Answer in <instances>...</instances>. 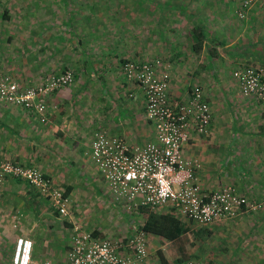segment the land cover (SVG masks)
<instances>
[{
    "label": "crops",
    "instance_id": "crops-1",
    "mask_svg": "<svg viewBox=\"0 0 264 264\" xmlns=\"http://www.w3.org/2000/svg\"><path fill=\"white\" fill-rule=\"evenodd\" d=\"M87 1L77 3L85 5ZM58 2L55 12L41 16L38 5L44 4L38 0L0 3V58L6 73L21 85L36 84L39 78L65 67H71L75 77L70 85L50 94L44 120L29 110L0 104V161L36 166L57 186L68 187L69 214L60 215L49 198L26 181L6 176L0 184V264H13L20 237L32 241L31 264H40L45 259H65L77 226L100 237L126 235L128 227H121L115 215L122 205L111 198L102 203L100 175L90 159L91 143L98 131L119 135L131 144L154 140L143 92L121 74L119 62L126 58L162 59L169 66L168 94L173 103L187 96L190 85H200L212 118L205 133L189 129L182 145L184 158L198 164L199 188L212 191L230 187L260 203L256 211L242 210L233 218L203 226L189 223L178 244L150 235L152 246L146 264L158 261V250L173 261L184 257L185 249L190 259V242L198 264H243L247 260L251 262L245 264H264L253 255L264 253V103L241 96L232 81L218 78L221 57L243 58L232 47L241 39L242 43L250 41L245 32L254 37L251 47L258 43L252 32V16L264 12V2L248 9L249 19L243 23L235 14L236 5L228 0H136L139 8L132 12L135 18L129 35L120 34L107 43L99 38L82 48L72 38L76 14L62 9H69L73 0ZM38 26L43 33L61 31L65 46L63 41L59 45L57 37L52 43L45 37L39 42L38 55ZM203 34L201 46L195 49L196 39ZM139 44H145L146 49ZM85 190L93 192L95 199L88 202ZM85 203L100 205L103 216L111 208L108 222L90 223ZM128 210L125 214L121 209L123 217L135 220L143 216L141 223L145 219L143 210ZM245 251L253 256L245 259L241 256Z\"/></svg>",
    "mask_w": 264,
    "mask_h": 264
},
{
    "label": "built area",
    "instance_id": "built-area-1",
    "mask_svg": "<svg viewBox=\"0 0 264 264\" xmlns=\"http://www.w3.org/2000/svg\"><path fill=\"white\" fill-rule=\"evenodd\" d=\"M3 0H0V3ZM242 18L262 0H229ZM159 62L132 61L122 63L125 79L137 84L145 96V116L154 127L155 141L131 144L118 135L105 131L94 134L90 159L105 182L114 201L132 203L171 212L199 226L233 218L242 210H256L260 203L250 201L233 188L202 191L198 186L196 161L185 159L182 145L189 129L205 133L212 113L204 91L198 87L179 103L168 94L169 73L159 70ZM244 96L264 103V72L257 65L239 67L233 73ZM71 70L50 75L40 84L21 85L6 73L0 58V104H8L37 113L41 120L47 112L48 93L69 85ZM6 176L28 181L61 215H67L68 198L52 180L33 166L11 162L0 163V184ZM72 236L65 259H45L40 264H139L146 255L142 236L126 239L100 237L88 230H77ZM32 241L20 237L16 241L13 264L32 263Z\"/></svg>",
    "mask_w": 264,
    "mask_h": 264
},
{
    "label": "rangeland",
    "instance_id": "rangeland-1",
    "mask_svg": "<svg viewBox=\"0 0 264 264\" xmlns=\"http://www.w3.org/2000/svg\"><path fill=\"white\" fill-rule=\"evenodd\" d=\"M40 2H42L45 6L44 7V6L38 5V15H40V16L45 15V13L48 14V11L55 12L53 10V8H54V6L58 5V3H59L58 0H38V4ZM263 2H264V0L257 2L252 7H255V5L256 6L260 5ZM137 4H139V3L136 2V0H88L85 5H82L81 3H77V0H73V2H71V6H69V9L65 8L64 6L62 7V9L66 10V11H70V12L72 11L76 14V15H74V17H76V23H75V27L72 29L74 31L72 34V38L74 39V42H75L74 44H76V46H78L79 48H82V47H89L90 46L89 44H91V41H93V40L96 41L99 38H102V41L104 40L106 42V41L113 40V37L120 36V34H123V36L129 35L130 32H132V29H131V25H133L132 24L133 23L132 18L133 19L135 18V15L133 16L132 12H133V10H136L139 8V6L136 7ZM261 5L264 6V3ZM262 6H258V7H262ZM262 10H264V9H262ZM249 11L250 10H248V13H249ZM248 13L244 17L240 18V17H238L237 10L235 11L236 16L240 19V22H243V23H245L244 21H248V19H249ZM77 15H79V16H77ZM252 17H254L252 20V23H253L252 32L255 33V36L258 38V41H257L258 43L256 45H253L252 47L250 46V43L252 40H254V37L252 38V36H251L252 33L250 31H247V32H245V38L249 36L250 41L248 42L245 39L246 41H244V43H242V39H241L240 43H236V46L232 47V49L233 48L236 49L235 51H240L243 55V58L239 59V58L233 57V58H230L228 60H222V57H221L218 60V62L220 63V68H221L219 73H218V78H226V79L232 81V83H234L235 86L237 85V87L239 89L238 92L240 93L241 96H244V95L241 93L240 87H239L237 81L234 79V76H233L235 69H237L238 66L246 67L248 65H253V66L257 65L259 67L261 66L263 68V72H264V22L260 23V19L264 20V12L259 13L258 15L253 14ZM121 28H125V29H127V31L121 32L120 31ZM144 28L145 27L142 26V29H144ZM42 31H43L42 26H38V55H41L40 54V50H41L40 47L42 46L39 42H40V40L45 39V37H47L46 41L48 43H52L57 37V41H58L59 45H62L61 41H63L64 46H65V41L63 39L64 38L63 33L61 31L53 30V29H50V31H52L51 33H50V31H48L46 33H43ZM54 33H56L55 36H54ZM240 38H238V39H240ZM80 40L81 41L83 40L84 43L83 44L79 43ZM139 46L143 47V51L146 49L145 44H139ZM154 46H157V45H154ZM162 47H164V45H162ZM31 52H32V50H31ZM33 55H35V54H33ZM60 58H62V57L60 56ZM132 59L135 61L140 60V58L137 60L135 58H126L125 60H122L119 62V68H120V71H121V74L123 77H124V75L122 73V68H121L122 63L126 60H132ZM32 61H33V58L31 59V62ZM140 61H142V60H140ZM157 61L159 62V66H160L159 70H162L165 67L169 70V66L166 63H164V61L162 59H160V58L154 59V62H157ZM162 62H163V64H162ZM65 70H71L74 73V70L71 67H67V68L65 67V69H63L62 71H60L58 73H50V74H47L46 76L39 78L38 83H36V84H40L50 75L60 74ZM168 73L170 76V71H168ZM228 74H229V76H228ZM73 81H74V79H73ZM66 86H68V85H66ZM66 86H63L61 88H64ZM61 88H59V89H61ZM59 89H56V90H59ZM52 92L53 91H51L50 93H48L46 95V98H45L46 105H47V99ZM244 97H247V96H244ZM1 162H11V163L13 162L14 163L15 161L3 160V161H0V163ZM100 179L99 180L101 182V185L99 186V188L101 189V192H99L98 194L104 196V197L103 196L101 197L102 203L104 204L107 201L110 202L109 198H111L112 201H114L113 198L110 196V194L107 193L105 185L102 184L104 182L103 179L101 177H100ZM29 185L37 191V189L35 187H33L31 184H29ZM54 186L59 188L60 190L62 189L60 186H57L55 183H54ZM102 187L104 188V191H103ZM84 195L86 197H89V198H87V200L89 199L88 202L95 199L93 192L90 193V192L85 190ZM99 195H97V197H99ZM105 196H106V199H105ZM66 197L68 198V196H66ZM114 203H116V202H114ZM88 204L89 203H85V205H88ZM121 205L122 206L119 210L120 212L115 211V213H116L115 215L117 218H119V221L122 224L121 227H123V228L128 227L126 230H128V229L129 230L127 231L126 235H122L120 233L116 236L113 235V236H109L107 238L113 239L115 237V239H126L127 237H133V236L138 237L139 235L142 236L144 238V241H145L146 255L139 264H146L147 262H149L148 252H149V246L151 245V240L149 239L150 235L145 234L141 229H139V225L141 224V222H139V219H142L143 216L140 217L139 219H135V220H133V219L131 220V218H129V216L123 217L121 209L123 210V212L125 214H127V213H129L128 209H133V208H129L128 206L124 205L123 203ZM92 207H96V209H92ZM88 208L90 209V223L97 222V224H99V223L104 224V223L108 222L107 217L109 216V214L112 211L111 208L108 210L109 212H105L106 216H103V214H100V212H99L100 211V209H99L100 205H98V204L95 206H94V204H90V206L88 205ZM54 210H56V209H54ZM130 212H132V210H130ZM67 214H69V198H68ZM130 220L132 221V223L129 224L128 222H130ZM75 229L85 230V229H81L78 226L75 227ZM75 229H74L73 235L75 234V231H76ZM190 243H189L190 247H188L189 248L188 252H189V254L191 253L193 255V257H191L190 260H186L183 264H198V261L196 259H194V255H195V252L193 250L194 244L192 242H190ZM252 254H253L252 252L245 251L243 254H241V256H243L246 259V256H253L254 255V256H256L257 261H262V263L264 262V253L263 252H258V253H255L253 255ZM257 261H255V262H257ZM250 262H251V260H247L246 262H243V264L250 263ZM152 264H160L159 257H158V261L153 262Z\"/></svg>",
    "mask_w": 264,
    "mask_h": 264
},
{
    "label": "trees",
    "instance_id": "trees-1",
    "mask_svg": "<svg viewBox=\"0 0 264 264\" xmlns=\"http://www.w3.org/2000/svg\"><path fill=\"white\" fill-rule=\"evenodd\" d=\"M194 30H199L200 31V28L195 27ZM205 35L206 34H203L202 38L200 37V38L196 39V44L193 45V47L195 49H196V47L201 46L203 37ZM195 37L197 38V36H195ZM132 61H135V60L132 59ZM145 61H147V60H145ZM147 62H154V59H150ZM239 67H241V66H238L237 68H239ZM73 75H74V73H73ZM33 85H35V84H33ZM198 87H200V85H198V84L197 85H192V86L190 85L189 86V91L187 93V96L183 100L188 98L191 95V93L194 91V89L198 88ZM141 91H142V89H141ZM182 101H179V102H182ZM144 102H145V96H144ZM144 109H145V105H144ZM46 114H47V112H46ZM112 135H115V134H112ZM152 141H155V138ZM14 163H17V162H14ZM17 164H19V163H17ZM25 166H32V165H25ZM41 173L43 174V172H41ZM43 175L45 176V174H43ZM9 177H12V176H9ZM13 178H16V179H19V180H23V179H21L19 177H13ZM26 182L28 184H30L28 181H26ZM61 190L63 192V195L67 196L68 191H69L68 187L62 188ZM37 192H38V194H41L38 189H37ZM43 196H45V195H43ZM118 203L122 204L120 202H118ZM123 204L128 206L129 208H136V207H134V205H132V203H123ZM138 208L143 210V212H145L144 213L145 219L139 225V229H141L147 235L156 236V237L171 241L172 243L178 244L180 240L182 241V238H181L182 234H184L189 229V226H190L189 223H191V222H188L186 219H184L182 217H178V216L174 215L171 212H168V211H165V210H160V209H155L154 210V209H151V208H148V207H145V206H140V207H137L136 209H138ZM256 210H249V211H256ZM186 223H188V224H186ZM91 233L94 234V235L97 234V233H94L93 231H91ZM190 234H192V233L190 232ZM190 238H191V236H190ZM184 250H183V252H184L183 256L184 257H180V258L176 257L173 261H168L167 256L164 255L163 251L162 250H158L157 252H158L160 264H183L186 260H190V259H188L189 257L186 256V254H185L186 252Z\"/></svg>",
    "mask_w": 264,
    "mask_h": 264
}]
</instances>
